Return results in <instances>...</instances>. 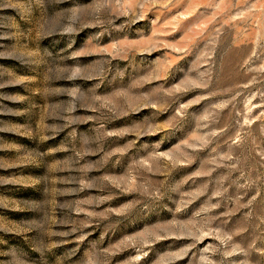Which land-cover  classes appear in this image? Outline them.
<instances>
[{
  "label": "rangeland",
  "instance_id": "374dc122",
  "mask_svg": "<svg viewBox=\"0 0 264 264\" xmlns=\"http://www.w3.org/2000/svg\"><path fill=\"white\" fill-rule=\"evenodd\" d=\"M0 264H264V0H0Z\"/></svg>",
  "mask_w": 264,
  "mask_h": 264
}]
</instances>
